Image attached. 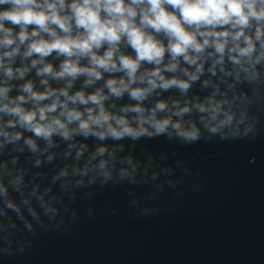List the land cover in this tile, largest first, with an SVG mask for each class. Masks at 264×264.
Listing matches in <instances>:
<instances>
[{
	"label": "clouds",
	"instance_id": "obj_1",
	"mask_svg": "<svg viewBox=\"0 0 264 264\" xmlns=\"http://www.w3.org/2000/svg\"><path fill=\"white\" fill-rule=\"evenodd\" d=\"M262 68L264 0H0V155L11 145L51 161L65 142L74 162L54 182L69 167L77 185L106 181L117 163L131 177L138 164L106 141L190 143L201 126L238 128L248 97L237 85L260 80ZM89 139L98 142L91 150ZM9 163L18 158L0 168L20 191L23 176L12 177ZM7 193L0 182L6 207L19 211ZM49 193L37 186L29 198L54 212Z\"/></svg>",
	"mask_w": 264,
	"mask_h": 264
},
{
	"label": "water",
	"instance_id": "obj_2",
	"mask_svg": "<svg viewBox=\"0 0 264 264\" xmlns=\"http://www.w3.org/2000/svg\"><path fill=\"white\" fill-rule=\"evenodd\" d=\"M261 72L253 84L237 85L248 97L247 118L238 128L211 133L201 126V137L190 143L166 136L106 141L123 145L119 156L130 154L138 164L131 177L122 179L117 163L106 181L85 177L77 185L69 167V177L54 182L74 162L64 158L65 142L49 150L51 161L48 153H21L9 145L0 161L17 157L8 168L12 177L23 176L24 185L17 191L0 168L7 199L19 209H8L0 196V264H264ZM129 102L127 96L118 101ZM86 143L91 150L98 142ZM37 186L56 197L54 212L29 198Z\"/></svg>",
	"mask_w": 264,
	"mask_h": 264
}]
</instances>
